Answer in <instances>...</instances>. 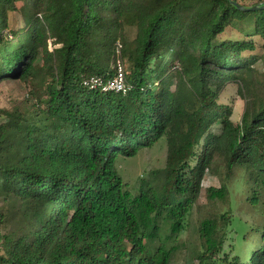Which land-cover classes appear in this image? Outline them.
Masks as SVG:
<instances>
[{"label": "trees", "instance_id": "obj_1", "mask_svg": "<svg viewBox=\"0 0 264 264\" xmlns=\"http://www.w3.org/2000/svg\"><path fill=\"white\" fill-rule=\"evenodd\" d=\"M233 1L264 4L0 0V84L30 87L0 106V264H181L184 249L182 264H264V222L246 231L231 213L264 198V8ZM118 57L125 93L85 84L112 79ZM160 142L165 166L129 188L120 159ZM220 165L208 196L229 210L179 241Z\"/></svg>", "mask_w": 264, "mask_h": 264}, {"label": "rangeland", "instance_id": "obj_2", "mask_svg": "<svg viewBox=\"0 0 264 264\" xmlns=\"http://www.w3.org/2000/svg\"><path fill=\"white\" fill-rule=\"evenodd\" d=\"M229 35H238V32L232 31L228 33ZM30 87L26 86L18 80L5 81L0 84V106L1 107H13L19 101H23L29 97ZM228 95L234 100V121L238 122L244 111L245 102L238 95L235 89H230ZM167 157V147L165 142H160L151 148L143 149L135 157L121 158L118 163L119 172L123 175L125 182L128 187L138 190L139 183L142 179H148L153 177L160 169L165 166ZM226 168L223 165L219 167V173L215 174L208 172L203 180V190L198 201L193 206L189 216H188V227L182 233L179 238L181 242H189L190 240L199 241L198 228L201 222L209 217H219L222 213L229 210V200L224 201L221 199L211 200L208 196V189L210 187L220 189L223 184V179L225 177ZM240 180L234 177L230 182V196L231 200L241 197L238 190V184ZM231 213L235 217H240L243 226V230L249 231L250 227L256 226L257 224H262L264 222V198L258 204L253 207L250 212H244L242 210V203L232 204ZM236 225L232 224L229 226L230 236L235 235ZM232 242L230 238L227 240V244ZM236 241L237 248H235L234 253H237L240 249L245 248V255L248 254L250 246L249 242ZM186 249L181 253L177 254L176 260L179 263L184 262Z\"/></svg>", "mask_w": 264, "mask_h": 264}, {"label": "built area", "instance_id": "obj_3", "mask_svg": "<svg viewBox=\"0 0 264 264\" xmlns=\"http://www.w3.org/2000/svg\"><path fill=\"white\" fill-rule=\"evenodd\" d=\"M121 43L118 42L117 51L120 53ZM116 75L109 80L104 81L101 77H93L88 81H85L86 85L92 88H102L104 91H116V92H126L129 86L126 82V67L125 63L121 57L116 60Z\"/></svg>", "mask_w": 264, "mask_h": 264}, {"label": "water", "instance_id": "obj_4", "mask_svg": "<svg viewBox=\"0 0 264 264\" xmlns=\"http://www.w3.org/2000/svg\"><path fill=\"white\" fill-rule=\"evenodd\" d=\"M233 3L239 8V9H242V10H255V9H259V8H264V4L261 5V4H257V5H254V6H244V5H241L239 4L238 2H235L233 1Z\"/></svg>", "mask_w": 264, "mask_h": 264}]
</instances>
